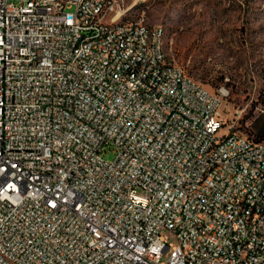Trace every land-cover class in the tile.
<instances>
[{"label": "built area", "instance_id": "2783aa9c", "mask_svg": "<svg viewBox=\"0 0 264 264\" xmlns=\"http://www.w3.org/2000/svg\"><path fill=\"white\" fill-rule=\"evenodd\" d=\"M111 6L0 0V264H264V139Z\"/></svg>", "mask_w": 264, "mask_h": 264}, {"label": "rangeland", "instance_id": "374dc122", "mask_svg": "<svg viewBox=\"0 0 264 264\" xmlns=\"http://www.w3.org/2000/svg\"><path fill=\"white\" fill-rule=\"evenodd\" d=\"M161 26L172 62L212 90L225 84L224 116L235 130L264 139V0H122ZM112 159V149L103 153ZM163 238L175 243L167 230Z\"/></svg>", "mask_w": 264, "mask_h": 264}, {"label": "bare ground", "instance_id": "6f19581e", "mask_svg": "<svg viewBox=\"0 0 264 264\" xmlns=\"http://www.w3.org/2000/svg\"><path fill=\"white\" fill-rule=\"evenodd\" d=\"M65 0H55V3H64ZM122 0H99L101 7L111 6V15H103L98 20V28H106L111 22L112 29H121L122 20L120 18H113L111 21V16H120L122 11ZM132 5H129V12H123V19L125 20H138V27H130V34H139V29L144 32L143 44H152L155 42L156 46L163 45L164 31L161 26L155 24H148L144 18L143 14H132ZM155 29V31L153 30ZM120 40H127V32H120ZM98 34H87L86 43H98ZM145 74H154V65H146ZM142 82V75L133 76V84H140ZM249 222H257V215H249Z\"/></svg>", "mask_w": 264, "mask_h": 264}]
</instances>
